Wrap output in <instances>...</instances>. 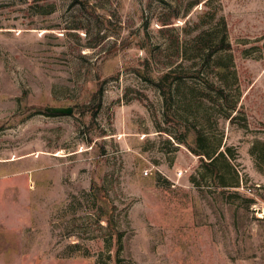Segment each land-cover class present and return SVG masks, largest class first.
I'll use <instances>...</instances> for the list:
<instances>
[{"label": "rangeland", "instance_id": "1", "mask_svg": "<svg viewBox=\"0 0 264 264\" xmlns=\"http://www.w3.org/2000/svg\"><path fill=\"white\" fill-rule=\"evenodd\" d=\"M243 184L264 0H0V264H264Z\"/></svg>", "mask_w": 264, "mask_h": 264}, {"label": "trees", "instance_id": "2", "mask_svg": "<svg viewBox=\"0 0 264 264\" xmlns=\"http://www.w3.org/2000/svg\"><path fill=\"white\" fill-rule=\"evenodd\" d=\"M230 46V45H229ZM179 78H182V76L181 75H179V73L178 72H176V71H170L169 73H167V74H164L162 77H161V80L158 82V85L161 87V89H162V91H163V93L165 94V96H166V98H167V109H169L170 110V100L168 99V93L170 92H168V90H169V88L171 87V84L175 81V80H177V79H179ZM166 82H168V83H166ZM166 84H168V87L166 86ZM171 89V88H170ZM217 91L219 92V93H221L223 96H225V98H227V94H226V91L224 90V88H217ZM47 112H49L48 110H46ZM51 113V112H50ZM49 114V113H48ZM167 114H169L170 115V112L169 111H167ZM185 129H184V139H182L183 140V142L185 143V144H187V145H189V147L191 148V150L195 153V154H197V155H199V156H207L208 155V152H206L205 150H203L202 149V142H203V136L199 133V132H196V139L194 140V141H191L190 139H189V128L188 127H184ZM202 158H204V157H202ZM214 160V159H213ZM213 160L212 161H209L208 162V164H209V166L210 167H213ZM213 169V168H212ZM252 200V199H251ZM253 202V201H252Z\"/></svg>", "mask_w": 264, "mask_h": 264}, {"label": "built area", "instance_id": "3", "mask_svg": "<svg viewBox=\"0 0 264 264\" xmlns=\"http://www.w3.org/2000/svg\"><path fill=\"white\" fill-rule=\"evenodd\" d=\"M239 189L252 199L254 211L264 219V186L243 184Z\"/></svg>", "mask_w": 264, "mask_h": 264}, {"label": "water", "instance_id": "4", "mask_svg": "<svg viewBox=\"0 0 264 264\" xmlns=\"http://www.w3.org/2000/svg\"><path fill=\"white\" fill-rule=\"evenodd\" d=\"M48 111L55 114H72L74 109L72 107H54L48 109Z\"/></svg>", "mask_w": 264, "mask_h": 264}]
</instances>
